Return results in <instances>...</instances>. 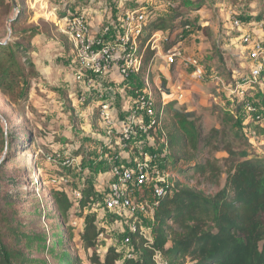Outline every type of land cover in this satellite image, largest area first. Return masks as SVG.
I'll list each match as a JSON object with an SVG mask.
<instances>
[{
  "label": "rangeland",
  "instance_id": "1",
  "mask_svg": "<svg viewBox=\"0 0 264 264\" xmlns=\"http://www.w3.org/2000/svg\"><path fill=\"white\" fill-rule=\"evenodd\" d=\"M6 2L11 4L12 10L8 16L0 11V45L10 46L16 52L30 88L27 98L21 103H14L13 98L0 92V121L4 132L12 134L15 138L8 152H0V165L5 166L3 173L6 177L19 183V189L12 191L20 190V193H23V203L13 207L21 210L20 223L27 233L40 236L38 243L25 251L33 255V258L45 260L48 264H58L61 254H66L72 259L78 258L81 264H91L92 252L83 251L78 241L83 217L75 216L73 211L69 215L67 225L64 224L54 212L48 191L51 188H61L76 204L75 200L79 198L77 194L80 196L84 183L95 185L97 165H92L93 162L98 165L103 162L96 158L100 156L102 146L105 144L108 147L103 158L113 157L112 153L119 149H113L116 147L115 143H118L119 135L112 134V137L108 138V129L99 117L98 108L93 104L94 98H100L97 96L101 95L107 100L106 98H116L123 93L132 95L134 99L152 98L155 104V100H162L158 91L161 86L159 81L164 79L159 71L162 67L160 70L166 68L170 73L168 80H164L172 99L181 102L183 94L186 98H194L198 106L195 113L201 117L204 132L219 128L218 109L233 108L238 101L225 88L232 84L233 79L238 78V72L241 75L245 73V60L242 59L238 41L241 34L230 26V18L234 17L244 23H255V26L249 28L250 31H261L259 24H264V20L257 23V17L264 16V0H203L204 6L199 9L196 7L201 3L199 0ZM104 6L111 8L116 15H120L121 11L141 10L145 15V23L153 17H175L169 22L168 30L151 32L148 44L154 55L147 74L143 76L138 73L131 76L122 84L121 93H118L117 88L108 86L109 79L101 85L98 79L95 89H86L75 82L73 44L59 29L58 22L62 17L75 12L86 17L87 11ZM18 17L21 21L13 24ZM32 32H38V35L31 37ZM176 46L179 47L182 58L168 65L165 55ZM187 58L194 59L202 67L203 74L200 78L193 74L194 69L186 64ZM0 60L6 62L2 56ZM152 65H155L153 72ZM179 66L182 67L180 72L185 74V78L177 76ZM111 88L112 93L109 95ZM160 90H163L162 87ZM250 92L252 95L245 98V103L251 107L250 111L242 109L237 115L243 125L249 120L264 118V88L261 90L256 87ZM154 110L153 106V112ZM134 118L137 124H149L154 116L150 118L142 113ZM139 126L140 124L135 125L134 130H138ZM114 131L118 129L115 128ZM147 133L153 141L151 145L154 146L157 156L168 158L162 124H155ZM141 136L143 134L139 132L138 138ZM138 140L142 142L140 138ZM262 142L264 140L261 139L252 141L254 148L259 152H263L259 147ZM138 146V150L136 148L130 153L137 154L144 149V143ZM213 157L223 158L225 154L217 153ZM67 159L74 160L72 166L62 165ZM165 166L171 185L178 182L206 196L216 194L224 186V174L217 184H207L196 174L190 173L188 178L179 174V165L172 167L166 163ZM154 185L152 182L150 187ZM144 195L150 196L149 190L144 191ZM83 212L84 216L91 211L86 209ZM97 212L99 222L104 228V234L98 241V251L102 256L106 246L119 247L124 240L126 219L110 214L101 207ZM66 226L72 229V238H69Z\"/></svg>",
  "mask_w": 264,
  "mask_h": 264
},
{
  "label": "trees",
  "instance_id": "2",
  "mask_svg": "<svg viewBox=\"0 0 264 264\" xmlns=\"http://www.w3.org/2000/svg\"><path fill=\"white\" fill-rule=\"evenodd\" d=\"M199 1L197 9L204 6L203 0ZM11 10L10 3L0 0V11L5 16ZM261 17H257L258 22L264 20V16ZM174 18L153 17L143 24L137 36L138 53L142 59L139 73L143 76L147 74L154 55L148 45L151 32L168 30V24ZM20 21L18 17L13 24ZM31 34L34 37L38 32ZM0 56L6 59V62L0 60V92L13 98L14 103H21L27 98L30 87L16 52L10 46L0 45ZM159 82L160 95L168 97L170 91L165 87V80ZM235 82L232 80L231 85ZM244 104L243 100L235 102L233 108L220 107L219 128L205 133L201 117L188 111L185 104L174 99L165 104L155 100L154 123L162 124L164 146L168 151V158L162 157L161 162L172 167L179 165V174L187 178L190 173L196 174L207 184H217L223 174L226 177L224 186L212 196L178 182L171 185L157 200L151 224V243L130 232L125 225L124 238H129L130 247L122 242L119 247L109 245L100 256L98 241L104 228L98 212L91 211V207L100 204L105 193L96 192L94 186L86 182L74 204L61 188L48 191L54 212L64 224L67 225L73 211L75 216L83 217L78 241L83 251L92 252L91 264H155L153 257L156 253L161 254L167 264H264V142L259 146L263 152L255 149L252 143L253 140H264V125H261L264 118L249 120L243 125L237 115ZM13 140L12 134L4 132L0 121V152H8ZM217 153H224L225 157H213ZM4 169L1 164L0 264H48L25 251L37 244L40 236L27 233L20 223L21 210L13 207L23 203V193L12 191L19 189V183L6 177ZM86 209L91 212L83 216ZM66 227L69 238H72V229ZM129 250L133 251L135 258L125 257ZM58 264L81 262L78 258L61 254Z\"/></svg>",
  "mask_w": 264,
  "mask_h": 264
},
{
  "label": "built area",
  "instance_id": "3",
  "mask_svg": "<svg viewBox=\"0 0 264 264\" xmlns=\"http://www.w3.org/2000/svg\"><path fill=\"white\" fill-rule=\"evenodd\" d=\"M58 23L61 33L69 37L73 44L75 82L84 88L95 89L94 86L98 79L101 85L114 72L124 82L140 72L142 59L138 53L137 36L141 33L145 23L143 11L124 12L117 26L105 27L100 38L90 36L83 14L73 13L70 16H64L59 19ZM229 24L241 34L238 38L239 49L242 59L245 60L243 69L246 71L243 75L235 72L238 77L233 79L236 81L235 84L229 85L225 89L236 100L245 101L246 97L252 95L250 91H254L256 87L261 90L264 88V24H259L261 31L255 29L253 32L249 28L255 26V23H244L231 17ZM154 41L157 42V40ZM181 58L182 53L177 46L168 50L165 55L168 65L174 64L177 59ZM185 62L194 69L193 74L198 78L202 76L203 69L194 59L187 58ZM153 106L152 98H139L135 111L126 120L120 122L119 132L116 133L109 104L101 103L98 108L99 117L108 129L106 133L108 138L112 137V134L119 135L117 147L129 153L137 148L138 143H141L138 140L139 132L146 136L145 141L148 142L147 132L155 125L154 120L152 119L149 124H137L134 116L145 112L148 117H153ZM250 108L248 103L243 106L244 111H250ZM139 124L138 130L135 131V125ZM107 149V145H104L103 150ZM162 157L157 156L147 145L133 157L129 165L121 167L117 164L119 155L113 154L110 168L111 182L108 191L103 195L100 204L91 207V211L97 212V209L101 207L110 214L126 219L125 225L130 232L138 234L151 243L153 241L152 226L145 220L152 219L151 214L157 206L158 198L166 194L171 186L170 175L166 171L167 167L161 162ZM73 163V159H67L62 165L70 167ZM61 181L63 182V178ZM152 182L155 183L154 187H150ZM147 190H149L150 196L144 195V191ZM122 243L128 248L130 247L129 238H124ZM125 257L135 258V254L129 250L126 251ZM153 259L155 264H167V260L159 253H156Z\"/></svg>",
  "mask_w": 264,
  "mask_h": 264
},
{
  "label": "crops",
  "instance_id": "4",
  "mask_svg": "<svg viewBox=\"0 0 264 264\" xmlns=\"http://www.w3.org/2000/svg\"><path fill=\"white\" fill-rule=\"evenodd\" d=\"M96 8H97V10H95ZM96 8L95 9L93 8V9L87 11V13H85V15H86L85 18H86V21L88 24L90 36L98 38L99 36H101V34L103 33V29L106 26L111 25V24H117L119 22V19L121 18V16L124 14L125 11H123V12L121 11L120 15L119 14L116 15V13L114 12L115 13L114 14L112 12V9L109 8L108 6H104L101 9H100V7H96ZM188 53L189 52H187V54ZM189 55H191V54H189ZM161 68H159V71H161L163 78L167 81L170 73H169L168 69L163 68L164 70H160ZM181 68L182 67H180V66L177 67V71H178L177 76L181 77V78H185V74L182 71L180 72ZM154 69H155V65H152L151 72H153ZM187 69L189 71L192 70L191 68H187ZM109 82H110L108 84L109 87L117 88L118 93L122 92L121 86L125 82L117 75V73L114 72L110 75ZM111 90H112V88L108 91V94L112 93ZM96 93H100V91H98V92L96 91ZM182 96L184 97V98H182L183 101H181V102L177 101V102L179 104H185L186 107L188 108V111L196 112L198 110V106H197L196 102L194 101V98H186L185 94H183ZM97 97H99V95ZM102 97L101 98L95 97L93 104L96 106V108H99V105L101 103H104V102H107L109 104L110 114H111L112 120L115 122V128L118 129V131H116V133H117V132H119L120 122L122 120H126L135 111L138 98L134 99L132 95H124L123 93L119 94L118 97H116V98H112V97L106 98L107 100H105V98L104 97L102 98ZM161 97H162V100H161L162 104H165L168 100L172 99L171 94L168 97H163V96H161ZM142 113H145V112H142ZM140 139L142 140L141 143H144V148L148 145L150 150H154L153 149L154 147H152V145L150 143V141H152V139L149 138L148 142H146L145 141L146 136H144V135L141 136ZM117 144L118 143H115L116 147H113V149L117 148ZM138 145H139V143L136 145V147H137L136 150L139 149ZM103 146L101 148L100 156L96 157L97 159L100 158V160H98V161H103V162L99 165L96 162H93V165H92V166H94V164L97 165V167H96L97 171H96L95 176H94L95 177L94 188H95L96 192H98V193H106L108 191L109 184L111 182L110 168L112 166V160H111L112 157L111 158H109V157L103 158V156L105 155V153H104L105 150H103ZM115 151L116 152L112 153V155L113 154L119 155V161L117 162V164L121 167L129 165L131 160L133 159V157L136 155V152L129 153L126 151H122L120 149H116ZM153 215H154V211L151 214L152 219H147V220H145V222H147L148 224L151 225L153 223Z\"/></svg>",
  "mask_w": 264,
  "mask_h": 264
}]
</instances>
